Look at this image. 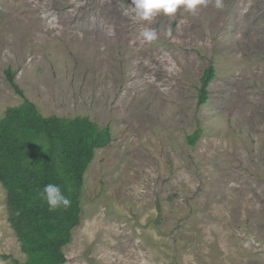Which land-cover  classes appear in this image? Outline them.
Here are the masks:
<instances>
[{
    "label": "rangeland",
    "instance_id": "374dc122",
    "mask_svg": "<svg viewBox=\"0 0 264 264\" xmlns=\"http://www.w3.org/2000/svg\"><path fill=\"white\" fill-rule=\"evenodd\" d=\"M26 99L113 135L66 264H264V0H0V119Z\"/></svg>",
    "mask_w": 264,
    "mask_h": 264
},
{
    "label": "trees",
    "instance_id": "16d2710c",
    "mask_svg": "<svg viewBox=\"0 0 264 264\" xmlns=\"http://www.w3.org/2000/svg\"><path fill=\"white\" fill-rule=\"evenodd\" d=\"M8 81L24 97L12 70ZM214 66L205 70L199 105L210 99ZM200 132L189 137L195 145ZM113 141L110 126L89 117L44 116L25 100L0 119V183L7 195L9 223L25 264H66L65 248L83 218L85 177L99 149Z\"/></svg>",
    "mask_w": 264,
    "mask_h": 264
}]
</instances>
